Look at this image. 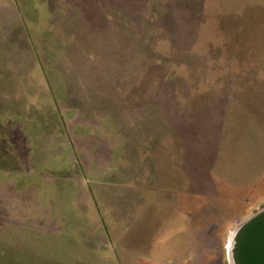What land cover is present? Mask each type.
<instances>
[{
  "label": "rangeland",
  "instance_id": "374dc122",
  "mask_svg": "<svg viewBox=\"0 0 264 264\" xmlns=\"http://www.w3.org/2000/svg\"><path fill=\"white\" fill-rule=\"evenodd\" d=\"M0 81L4 106L162 151L151 191H199L197 264H230L231 231L264 207V0H0Z\"/></svg>",
  "mask_w": 264,
  "mask_h": 264
},
{
  "label": "crops",
  "instance_id": "0c3cea01",
  "mask_svg": "<svg viewBox=\"0 0 264 264\" xmlns=\"http://www.w3.org/2000/svg\"><path fill=\"white\" fill-rule=\"evenodd\" d=\"M2 96L0 139L9 150L0 152V191L17 203L0 204L1 260L197 264L199 191H178L177 180L174 191H151L163 178L162 151L120 142L113 123L83 121L87 114L25 109L21 98L4 106Z\"/></svg>",
  "mask_w": 264,
  "mask_h": 264
},
{
  "label": "water",
  "instance_id": "95a60500",
  "mask_svg": "<svg viewBox=\"0 0 264 264\" xmlns=\"http://www.w3.org/2000/svg\"><path fill=\"white\" fill-rule=\"evenodd\" d=\"M230 239V264H264V207L239 223Z\"/></svg>",
  "mask_w": 264,
  "mask_h": 264
},
{
  "label": "bare ground",
  "instance_id": "6f19581e",
  "mask_svg": "<svg viewBox=\"0 0 264 264\" xmlns=\"http://www.w3.org/2000/svg\"><path fill=\"white\" fill-rule=\"evenodd\" d=\"M231 245H232V240L230 239L228 246L231 247Z\"/></svg>",
  "mask_w": 264,
  "mask_h": 264
}]
</instances>
